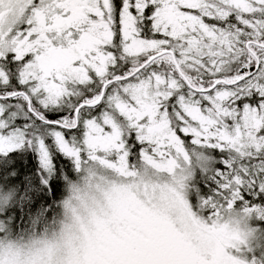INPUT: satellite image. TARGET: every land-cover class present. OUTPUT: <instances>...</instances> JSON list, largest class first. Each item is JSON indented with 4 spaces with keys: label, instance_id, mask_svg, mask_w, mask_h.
<instances>
[{
    "label": "rangeland",
    "instance_id": "1",
    "mask_svg": "<svg viewBox=\"0 0 264 264\" xmlns=\"http://www.w3.org/2000/svg\"><path fill=\"white\" fill-rule=\"evenodd\" d=\"M118 1L113 7V0H0V96L29 95L33 104L29 111L26 102L25 112L38 121L34 114L71 101L79 86L102 84L116 65L110 24L117 17L120 55L127 60L168 49L176 53L181 71L197 72L200 83L236 65L239 72L222 76L223 81L246 79L195 96L179 76L150 69L112 87L95 116L82 112L75 132L36 127L20 111L24 97L0 99V155L30 143L40 169L50 175L56 148L81 178L69 185L58 229L23 241L0 239V264H162L150 245L154 232L183 245L198 264H263L254 222L264 220V207L209 220L196 215L188 185L203 170L198 163L207 159L203 154L192 162L172 125L197 149L213 146L229 148L238 158L264 157V103L253 109L242 104L252 94L264 96V0ZM153 3L159 39L145 41L131 9L140 15ZM191 11L212 21L230 17L232 23L212 29ZM248 42L255 57L244 52ZM160 63L172 64L170 56L155 65ZM5 66L17 70L12 84ZM66 119L60 123L74 126ZM131 143L143 145L133 163Z\"/></svg>",
    "mask_w": 264,
    "mask_h": 264
},
{
    "label": "trees",
    "instance_id": "2",
    "mask_svg": "<svg viewBox=\"0 0 264 264\" xmlns=\"http://www.w3.org/2000/svg\"><path fill=\"white\" fill-rule=\"evenodd\" d=\"M119 2L118 0H113V7H118ZM154 6L156 7L157 4L153 3L152 5H147L140 15H135V12L131 9V13L134 15V25L137 34L145 41H156L159 39V34L153 30L152 25V14L155 10L151 11V8ZM191 12L200 15L196 11ZM116 16L117 9L114 11V17ZM200 17L204 23L212 29L223 27L226 23H232L230 17L225 21L207 20L202 15H200ZM110 26L113 33L112 50L115 53L116 60V65L109 67V73L111 71V75L108 74L107 77L105 76L102 78V84L95 81L92 84L79 86L76 94L70 97L71 101L68 100L63 104L43 110L41 109L43 111L42 116L39 114H36V116L33 115L38 121L25 112L24 107L26 101H24L20 111L24 114L26 113L36 127L45 128L46 126H50L51 128L62 129L55 124H48L44 121L60 123L63 118H68L73 119L74 122V113L77 108H79L78 121L80 119V114L86 112H90L95 116V113L101 109V104L96 108H88L82 104L87 103L85 101L88 98L96 94L100 95L104 84H106L104 91L105 98L108 94L113 92L112 87L134 81L136 77L144 76L150 69L167 72L174 75L176 78L179 76L174 65H172L173 62L172 64L160 63L157 66L155 65V62L159 58L166 55L159 56L150 63H147L151 57L161 52L168 51V49H164L157 53H140L131 56L129 60L122 57L120 55L121 33L118 17ZM246 44H248V47H246ZM246 44L244 45V52H249L252 57H255L250 50L252 43L248 42ZM172 54L175 58L176 53L172 52ZM170 58L172 61L171 56ZM21 64L23 63L21 62L19 65ZM257 64L258 61L256 60V66ZM133 67L136 69H133L134 71L131 72L130 69ZM238 68L239 65L235 67L230 66L228 71L225 70L222 74H218L217 79L211 81L209 78H205L201 83L196 80L197 72L192 71V73L189 74L188 70L185 68L184 70L182 69V73L187 83L180 76L179 77L189 92H193L195 96H199L203 93L212 94L211 92L215 88H231L243 82L246 79L243 78V76L232 82H226L222 79V76L231 77L238 73ZM4 69L8 72L9 80L11 81L10 84H12V82L16 80L15 74L17 70H13L7 66H5ZM255 70L256 67L251 68V71L254 72ZM189 79H191V81ZM216 81H223L229 83V85L219 83L212 88ZM27 96L29 97V95ZM17 97L23 96L18 94L14 98ZM260 102L264 103V96L259 97L257 94H252L251 97H246L242 104L243 106L253 109L259 108ZM32 104L33 103H31V106ZM169 108L170 106H168V109ZM12 109L13 111H18L16 107ZM168 112L173 122L171 110ZM87 116L91 117L90 114ZM172 127L173 131L185 146V154L187 153L190 156L192 162L196 163L198 160H202L203 154L207 159V163L200 164L201 162L199 161L200 163L198 164L203 170L196 172L188 185V200L196 215H200L205 220H209L215 218L218 214L226 215L225 213L227 211V213L230 211L242 212L243 210L264 207V157L248 159L238 158L235 152H232L229 148L213 146H198V148L201 149L199 150L194 145L190 144L189 146L186 144L188 138L181 137L182 134L178 127H174V125H172ZM77 128H79V126L73 130H62L64 132H75L78 130ZM37 131L40 130L37 129ZM128 147L130 150V160L131 163H133L138 152L143 149V145L137 143L136 145L128 144ZM51 153L52 173L50 175L44 173L40 169L38 157L30 143L18 150L0 155V239H7L13 242L23 241L25 240L24 238L29 239L30 237H36L42 233H48L58 229L57 226L64 215L62 204L68 194L69 185L78 183L81 178L76 172L73 162L68 157L64 156L56 148L52 149ZM235 177L240 181L236 185L233 183ZM233 193H235V198H231ZM229 202H232V205H229ZM225 207L227 210H225ZM254 226L259 232L260 240L262 241L261 251L264 253V220L256 219ZM262 263L264 264V261Z\"/></svg>",
    "mask_w": 264,
    "mask_h": 264
},
{
    "label": "flooded vegetation",
    "instance_id": "3",
    "mask_svg": "<svg viewBox=\"0 0 264 264\" xmlns=\"http://www.w3.org/2000/svg\"><path fill=\"white\" fill-rule=\"evenodd\" d=\"M150 245L162 264H198L188 256V250L183 245H176L166 237L150 233Z\"/></svg>",
    "mask_w": 264,
    "mask_h": 264
},
{
    "label": "water",
    "instance_id": "4",
    "mask_svg": "<svg viewBox=\"0 0 264 264\" xmlns=\"http://www.w3.org/2000/svg\"><path fill=\"white\" fill-rule=\"evenodd\" d=\"M246 47H248V44L246 45ZM165 54H169V55L172 56V53H171L170 51H164V52H162V53H160V54H158V55H156V56L151 57V58L147 61V63H150V62L153 61L155 58H157V57H159V56H162V55H165ZM172 57H173V56H172ZM173 64H174V66H175L176 71H177L178 74L180 75V77L186 82V79H185L184 75L182 74V72L180 71V68H179V66L177 65V63H176V61H175L174 58H173ZM119 80H122V79H119ZM186 83H187V82H186ZM219 83H221V84H223V85H229V83H226V82H223V81H216V82L214 83V85L212 86V88H214V87H215L216 85H218ZM105 87H106V85H104V86L102 87L101 94H100V96H99V98H98L97 101H95V102H93V103H87V104H84L83 106H85V107H89V108H95V107H97V106L101 103V101H102V99H103ZM14 96H15V94H14V95H10V96H6V97H2V96H0V98H5V99H7V98H13ZM25 97H26V100H27V107H28V110L31 111L30 100H29V98H28L27 96H25ZM78 111H79V108L76 110L75 115H74V117H75V127L77 126V114H78ZM46 123H49V124H56L57 126H59V127H61V128H64V129H74V128H75V127L68 128V127H66V126L63 125V124L55 123V122H54V123H53V122H46Z\"/></svg>",
    "mask_w": 264,
    "mask_h": 264
}]
</instances>
